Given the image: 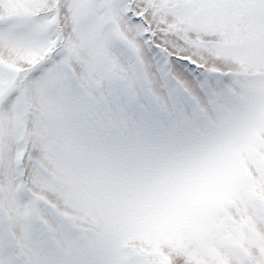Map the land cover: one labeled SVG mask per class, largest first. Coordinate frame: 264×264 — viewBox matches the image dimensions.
<instances>
[{
    "label": "snow or ice",
    "instance_id": "snow-or-ice-1",
    "mask_svg": "<svg viewBox=\"0 0 264 264\" xmlns=\"http://www.w3.org/2000/svg\"><path fill=\"white\" fill-rule=\"evenodd\" d=\"M0 264H264V0H0Z\"/></svg>",
    "mask_w": 264,
    "mask_h": 264
}]
</instances>
